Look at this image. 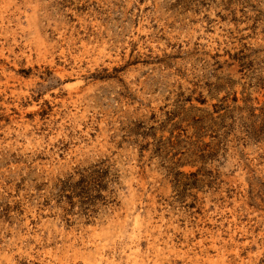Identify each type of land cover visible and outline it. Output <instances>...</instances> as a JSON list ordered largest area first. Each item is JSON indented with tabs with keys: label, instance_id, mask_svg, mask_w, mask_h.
<instances>
[{
	"label": "rangeland",
	"instance_id": "374dc122",
	"mask_svg": "<svg viewBox=\"0 0 264 264\" xmlns=\"http://www.w3.org/2000/svg\"><path fill=\"white\" fill-rule=\"evenodd\" d=\"M0 264H264V0H0Z\"/></svg>",
	"mask_w": 264,
	"mask_h": 264
}]
</instances>
